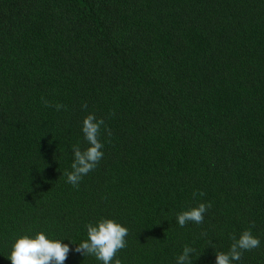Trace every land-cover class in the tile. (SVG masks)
Returning a JSON list of instances; mask_svg holds the SVG:
<instances>
[{
	"label": "trees",
	"instance_id": "trees-1",
	"mask_svg": "<svg viewBox=\"0 0 264 264\" xmlns=\"http://www.w3.org/2000/svg\"><path fill=\"white\" fill-rule=\"evenodd\" d=\"M89 114L103 157L73 186ZM102 217L128 229L112 264H215L244 230L260 246L232 264H264V0H0V264Z\"/></svg>",
	"mask_w": 264,
	"mask_h": 264
},
{
	"label": "clouds",
	"instance_id": "clouds-1",
	"mask_svg": "<svg viewBox=\"0 0 264 264\" xmlns=\"http://www.w3.org/2000/svg\"><path fill=\"white\" fill-rule=\"evenodd\" d=\"M44 103L47 107L52 106L47 100H44ZM55 107L59 111L64 106L57 104ZM83 107L86 108L87 105ZM102 125L104 120H97L93 114H89L83 120L82 132L88 147L81 150L79 146H73L72 171L65 172L67 182L73 186H78L82 177L94 170L103 157V144L99 139ZM210 207V202L207 205L200 203L196 207L178 213L176 221L181 227L190 222L201 224L204 221V214ZM85 227L87 239L77 244L74 249L62 243L61 239H49L43 231H39L34 236L25 234L15 238L7 258L10 259L11 264H64L69 252L75 251L83 256H94L102 264H112L116 254L127 246L128 229L112 219L102 217ZM231 239L233 242L228 252L215 253V264H232L233 261L241 260L243 251L260 246V240L253 236L251 230H244L239 238L233 235ZM194 252V248L184 246L182 254L176 258V264H192ZM115 264H121V261L115 259Z\"/></svg>",
	"mask_w": 264,
	"mask_h": 264
}]
</instances>
